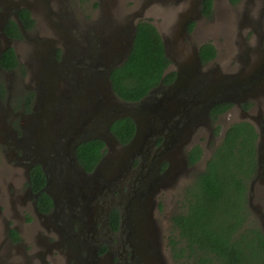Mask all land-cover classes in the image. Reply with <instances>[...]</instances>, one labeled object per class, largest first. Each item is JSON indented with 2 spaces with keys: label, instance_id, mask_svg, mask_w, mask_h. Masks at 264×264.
Returning <instances> with one entry per match:
<instances>
[{
  "label": "water",
  "instance_id": "95a60500",
  "mask_svg": "<svg viewBox=\"0 0 264 264\" xmlns=\"http://www.w3.org/2000/svg\"><path fill=\"white\" fill-rule=\"evenodd\" d=\"M171 1L139 0L128 15L116 23H112L110 18L98 17L101 25L92 24L89 29L93 33L85 29L79 40L71 38L64 30L60 32L63 26L57 22L48 25L49 31L58 38L57 43L64 46L61 60L56 57L55 38L40 36L41 40L33 44L35 55H31L27 61L30 66L29 83L37 89V94L32 114L21 122L19 144L30 164H40L47 176L44 189L54 199L55 218L62 214L66 216L64 208L67 204L76 206L83 203V212L93 214L94 191L97 195L101 194L124 178L133 166L134 158L140 154L141 146L152 137L161 135L165 122L176 116L181 106L189 104L186 117L193 118V121L170 132L163 143L164 149L159 154L156 167L149 172L144 186L137 189L136 195L129 197L126 203L128 223L137 222L139 216H144L138 222L144 223L143 231L146 235L150 234L154 221L153 199L176 182L184 171L196 169L199 165L188 166L186 150L193 145L196 137L193 125L209 123V111L215 104L223 101L238 103L242 92L243 96L251 86L255 88L250 92L260 94L262 85L258 84V80L252 85L253 81L250 80L252 77L257 79L260 73L264 77V68L259 71L264 66H255L257 59L253 47H241L233 56L240 66L232 71L226 68L222 76L220 72H214L207 89L199 90L205 84L200 81V44L189 31L188 23L190 19H202L201 0H184L170 5ZM149 16L154 17L155 21L162 17L158 24L161 25L159 32L165 54L174 62L173 68L177 69V77L168 85L160 83L140 100L126 101L115 91L111 71L128 59L134 47L138 24ZM75 43L81 49L73 52L71 47ZM247 57L252 58V62L248 63ZM259 60L264 63V52ZM229 73L234 75L231 83L224 79ZM245 80L249 83H245ZM242 85L247 87L240 88ZM251 96L255 99L258 95ZM124 117L132 118L136 124L135 135L125 144L111 129L116 120ZM91 139L103 140L108 151L95 169L86 174L78 159L77 147ZM206 151L212 155L209 145H206ZM163 160L170 161L171 166L161 173ZM258 175L262 178L263 172ZM249 205L264 230V212L260 205L254 204L251 195ZM68 225L63 224V231L67 230ZM141 232L135 229V233ZM64 233L73 242L72 234ZM74 248L79 250L80 243L74 244Z\"/></svg>",
  "mask_w": 264,
  "mask_h": 264
},
{
  "label": "flooded vegetation",
  "instance_id": "af4514ba",
  "mask_svg": "<svg viewBox=\"0 0 264 264\" xmlns=\"http://www.w3.org/2000/svg\"><path fill=\"white\" fill-rule=\"evenodd\" d=\"M45 1L47 4L49 3V0H28L26 1L27 3L24 0H0V167L5 163L3 168L9 167L15 173H18L15 176L16 178L10 179L8 189H5V182H0V264H105L104 260L106 257L108 258V264H172L175 258L172 255L169 240L171 233L167 231L161 221V224L158 221L157 223L153 221V230L146 235V232L143 231L144 223L138 222L144 216H139L137 222L128 223L126 203L129 197L136 195L137 189L144 186V181L147 179L149 172L156 167L159 154L164 149L163 143L170 132L176 128H182L189 121H193V118L188 119L186 117V109L189 108V104L181 106L177 115L169 122H165L161 135L152 137L147 144L145 143L143 147L141 146L140 154L134 158L133 166L124 178L115 185L103 190L101 194L97 195L94 191L93 214L83 212L85 208L83 203L76 206L67 204L64 208L66 216L62 214L59 218H55L53 216L55 209L54 199L44 189L47 183V176L40 164L46 182L41 189L34 190L33 188L31 171L33 166L38 165V163L30 164V161L24 157L26 153L21 148L19 141L22 135L21 122L25 117L28 118L32 114L37 89L29 83L30 66L27 60L24 61L22 59L19 51L22 49L21 41L24 33L31 31L37 25L36 5L40 3L42 8H44ZM182 1L184 0H173L169 4L173 5V2L181 3ZM203 2L204 0H201L200 13L204 20L208 17L203 13ZM215 4L216 0H213V10ZM48 8L45 7V10ZM23 10L28 11L30 23L29 21L24 23L22 20L21 13ZM57 17L60 18V15ZM202 19H190L188 25L191 23L196 26L201 25ZM26 24L34 26L28 29L25 26ZM93 24L101 25L98 17L94 18ZM9 25H16L20 29L21 36L8 34L7 26ZM71 25L85 24L84 22L76 24L74 21V24ZM192 30L189 31L192 32ZM77 36H81L79 31ZM40 40V36H35L30 41L34 44ZM206 42H202L199 46L200 55L201 46ZM216 49L217 54L214 59L204 62L201 56L200 81H204L205 84L199 90L207 89L210 76L214 72H220L222 76V71H227L222 69V65L218 63L219 61L223 63L227 59H219L217 46ZM12 52L16 64L15 66H7L10 62L7 60V53ZM262 54L263 51L254 56L257 59L255 66H264V63L259 60ZM56 57L61 60L63 54L58 57L57 52ZM252 60V58L248 57L246 59L248 63L252 62ZM11 64H13L12 61ZM211 65H216L219 69L221 67V69L219 70L215 66L210 68ZM249 65L251 66V64ZM173 67L174 62L171 60L166 73L175 71L177 77V69ZM262 68L264 67L259 69L260 72ZM233 77L234 75L229 73V76L224 77V79L227 83H231ZM260 77H262L261 73L257 79L252 77L250 80L251 82L253 81L252 85L257 80L258 84L262 85L260 94L250 92L255 88V86H251L249 87L250 90L246 91L243 96L244 91L239 96L240 102L223 101L215 104L209 111V123L200 122L201 124H194L193 128L196 135L200 131V126H209L212 121L215 122L223 115L239 107L243 118L238 121L250 122L257 132V171L250 183L249 197L251 195L255 199V196H257L261 202L260 207L262 209L264 204V157L262 158L263 160L261 159V156H264V77L259 79ZM242 79L244 78H240V80ZM173 81L161 83L165 86ZM245 83L249 82L245 80ZM246 87V85L240 86V88ZM251 95L258 96L252 99ZM251 102H254V104ZM221 103H230L231 106L227 111L219 113L215 120L211 115L212 109ZM256 111L257 113H254ZM227 129L228 127L225 131ZM198 134L200 133L198 132ZM198 134L196 135L197 137ZM210 137H212V133ZM195 143L194 141L193 145L186 150L189 167L194 166L189 164V152L197 145ZM208 145L210 147V143ZM212 147L214 152L216 146ZM170 166V161L163 160L160 164V172H164ZM93 170H86V174L91 173ZM261 171L263 172L262 178L261 175H258ZM256 185H259L257 191L255 189ZM146 188H148L147 182ZM41 192H45L50 196L52 201L50 207H39ZM114 210L119 213V222L116 229L111 221V214ZM262 212L264 211L262 210ZM63 224H69L66 231H63ZM261 228L263 230L262 226ZM135 229H140L145 234L143 235L142 232L135 233ZM64 232L72 234L73 242L66 238ZM76 243H80L81 248L79 250L74 248Z\"/></svg>",
  "mask_w": 264,
  "mask_h": 264
},
{
  "label": "trees",
  "instance_id": "16d2710c",
  "mask_svg": "<svg viewBox=\"0 0 264 264\" xmlns=\"http://www.w3.org/2000/svg\"><path fill=\"white\" fill-rule=\"evenodd\" d=\"M240 1L230 0L232 4ZM203 13L212 16L213 0H204ZM21 18L24 23L29 21L27 10L22 11ZM12 26H7L8 34L21 36L20 29ZM25 26L29 29L34 25ZM193 27L191 23L189 30ZM216 54L211 42L201 46L204 62L214 59ZM13 57V52L7 53L10 61L7 66H15ZM170 64L158 28L151 20L141 21L128 59L111 71L114 89L123 100H140L161 82L175 79V71L166 73ZM230 106V103L216 105L212 117L216 120ZM219 128L215 127V134ZM111 129L125 144L133 138L136 125L132 118L124 117L116 120ZM256 141L257 132L250 122L233 123L207 160L206 168L185 188L187 208L172 216L176 233L169 236L172 255L178 264H264V232L248 206L249 186L257 171ZM104 151L105 142L101 139L87 140L77 147L78 159L87 171L96 167ZM202 156V147L195 145L189 152V164H196ZM31 174L34 190L41 189L46 182L41 166H33ZM51 205L50 196L41 192L39 207ZM111 221L116 229L117 210L112 212Z\"/></svg>",
  "mask_w": 264,
  "mask_h": 264
},
{
  "label": "rangeland",
  "instance_id": "374dc122",
  "mask_svg": "<svg viewBox=\"0 0 264 264\" xmlns=\"http://www.w3.org/2000/svg\"><path fill=\"white\" fill-rule=\"evenodd\" d=\"M26 1L28 0H24V2ZM138 1L139 0H49L48 4L45 1V7H49L46 10L45 7L42 8L39 3L36 5L37 25H35L31 31L26 32V34L24 33L21 41L22 49L19 51V54L24 61L31 55H35V46L30 40H33L35 36H47L55 38L56 53L58 52L60 56H62L64 53V46H60V42L57 43L58 38L49 31L48 25H53V23L57 22L58 25L63 26V28H60V32L64 30L71 38L79 40L82 39V36H77L78 31L82 33L87 29L93 33L89 28L93 26L92 24L94 23L95 17L104 16L106 19L110 18L112 23L120 22L131 12L132 6ZM55 5L60 7H56ZM213 11L212 16L204 19L201 25H194V27L196 26L195 29L197 27L199 29L198 32L193 33L195 31L193 27L192 34L199 44L210 41L214 43L215 47L217 46L219 50V59H227V61L224 60L223 63L221 61L218 62L222 65V69L228 67L229 70H233L240 66L237 59L233 58V56L241 47H253L255 54L261 51L264 52V0H242L237 4H231L229 0H216ZM55 14L60 15V18L55 16ZM147 20H151L158 30L161 27V25L158 24L161 23L162 17H158L157 21H155L154 17L149 16ZM74 21L76 24L84 22L85 25H71L74 24ZM79 46L78 43H75L74 46L71 47V50L75 52L81 49L78 48ZM251 103L254 104V102ZM254 113H257V111ZM242 118L243 114L238 107L223 115L215 122L212 121L209 127H206V125L200 126V131H198L200 134L197 132L198 137H195V142L201 145L204 151L201 160L197 163L199 165L196 169L193 168L184 171L176 182L167 186L168 188L164 189L162 193L158 194L157 197L153 199L154 221L155 223L158 221L159 224L162 222L167 231L171 233V236L176 233L172 222V216L187 208L184 200L185 188L193 181L197 173H200L201 170L206 168L204 162L209 156H212L206 153V145L210 143V148H213L212 146H217L224 136L225 129L229 127L231 123ZM216 126H220L218 134H215ZM210 131L212 137H210ZM106 151L107 148L105 144L103 156L106 154ZM3 166H5V163L0 167V182H5V189H8L10 179L13 180L16 178L15 176L18 173H15V171L9 167L3 168ZM257 188H259V185H256V191ZM260 203L258 197L255 196L254 204L259 206ZM248 206L254 218L257 220L258 225L261 226L257 214L250 205ZM262 206V210L264 211V204ZM104 263L108 264L107 257ZM172 264H178V262L174 260Z\"/></svg>",
  "mask_w": 264,
  "mask_h": 264
}]
</instances>
